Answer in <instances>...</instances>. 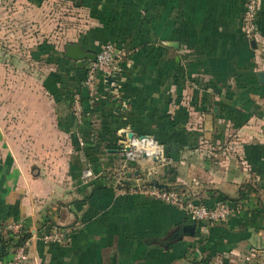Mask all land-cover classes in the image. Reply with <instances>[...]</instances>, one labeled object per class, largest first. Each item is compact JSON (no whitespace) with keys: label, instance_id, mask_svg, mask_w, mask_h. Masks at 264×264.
Here are the masks:
<instances>
[{"label":"crops","instance_id":"0c3cea01","mask_svg":"<svg viewBox=\"0 0 264 264\" xmlns=\"http://www.w3.org/2000/svg\"><path fill=\"white\" fill-rule=\"evenodd\" d=\"M246 2L0 0V225L29 234L24 264H264V0L251 40ZM108 43L116 84L99 80L79 122L70 98L91 62L77 68L65 48ZM131 133L166 161L127 162ZM150 177L234 214L187 237L186 212L121 193ZM55 230L66 239L45 243Z\"/></svg>","mask_w":264,"mask_h":264},{"label":"built area","instance_id":"2783aa9c","mask_svg":"<svg viewBox=\"0 0 264 264\" xmlns=\"http://www.w3.org/2000/svg\"><path fill=\"white\" fill-rule=\"evenodd\" d=\"M260 0H247L245 6V12L243 16V32L248 40L254 38L257 31V19L259 11ZM119 53L114 44L108 43L103 46L101 51L96 55L95 62L91 63L87 69L86 78L83 83V87L88 94L91 101H94L99 96V80L105 81L107 77H114L119 69L116 65ZM72 114L77 121H82L84 118V108L82 104V97L79 94H75L71 100ZM81 146H84V142L80 141ZM126 147L130 148L129 152L124 153L125 160L129 163L135 162L146 155L148 158H157L161 162L166 161L165 148L155 141L153 138L142 137L133 138L123 147V151ZM95 178V175L91 169H87L83 173V180L85 183H89ZM150 179L146 181L140 180L136 185L129 188H123L122 194H135L137 192H143L159 201L163 204L180 209L186 212L189 220L193 223H212L219 224L227 222L234 214V209L230 204H220L215 207L198 206L193 202L186 199L185 195L176 190H159L154 188ZM125 182V175H121L115 181L116 186H122ZM23 228L20 224H13L9 226L0 225V234L12 233L18 235L23 233ZM66 233L55 230L52 233H45L42 240L48 244H61L66 239ZM29 246V239L24 245L15 249L12 260L4 264H24L26 258L27 248Z\"/></svg>","mask_w":264,"mask_h":264},{"label":"water","instance_id":"95a60500","mask_svg":"<svg viewBox=\"0 0 264 264\" xmlns=\"http://www.w3.org/2000/svg\"><path fill=\"white\" fill-rule=\"evenodd\" d=\"M64 57L70 61H73L76 63L77 68H84L85 63L88 62H95L96 60V55H91L89 53H86L82 50V48L79 45L75 44H69L66 46L65 51H64ZM258 80L260 83L264 84V71L260 72L257 74ZM105 83L109 86H114L116 84V81L114 80L113 77H107L105 79ZM134 138V134L131 133L128 136L129 140H132ZM130 148L126 147L123 151V153L129 152ZM143 158H148L146 155H143ZM158 159L155 158V161ZM132 175H129L131 177ZM123 184H127L126 182H123ZM152 186L156 189L159 190H169V187L166 185L160 184L158 181L153 180L152 181ZM196 224H187L183 227L182 229V234L187 236V237H192L194 238L196 236ZM112 264H117L116 258L112 259Z\"/></svg>","mask_w":264,"mask_h":264},{"label":"trees","instance_id":"16d2710c","mask_svg":"<svg viewBox=\"0 0 264 264\" xmlns=\"http://www.w3.org/2000/svg\"><path fill=\"white\" fill-rule=\"evenodd\" d=\"M86 78V77H85ZM82 97V104L84 108V117L87 112L85 101L89 99L87 92L83 89L81 92L77 93ZM74 94L72 95V97ZM72 97L70 98L72 100ZM70 100V101H71ZM72 108V103H71ZM174 190V189H169ZM30 238L29 234H25V232L20 233L18 235H14L12 233H6L5 236L0 237V260H4L5 257L9 255L11 249H16L22 245Z\"/></svg>","mask_w":264,"mask_h":264}]
</instances>
